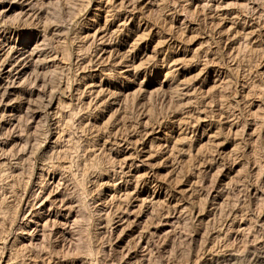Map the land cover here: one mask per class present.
Masks as SVG:
<instances>
[{
    "label": "rangeland",
    "instance_id": "obj_1",
    "mask_svg": "<svg viewBox=\"0 0 264 264\" xmlns=\"http://www.w3.org/2000/svg\"><path fill=\"white\" fill-rule=\"evenodd\" d=\"M2 194L0 264H264V0H0Z\"/></svg>",
    "mask_w": 264,
    "mask_h": 264
},
{
    "label": "bare ground",
    "instance_id": "obj_2",
    "mask_svg": "<svg viewBox=\"0 0 264 264\" xmlns=\"http://www.w3.org/2000/svg\"><path fill=\"white\" fill-rule=\"evenodd\" d=\"M27 48H28V47H27ZM27 51H28V50H24L25 53H27ZM23 54H24V53H21L20 56L23 55ZM26 58H29V59L31 60V59L33 58V55H32L31 53L28 52L27 55L24 57V59H26ZM175 91H176V90H175ZM20 177L22 178V176H20ZM17 178H18V177H17ZM17 180H18V179H17ZM18 182H19V181H18ZM12 191H15L14 188H13ZM19 192H20V191H19ZM11 193H12V192H11ZM9 194H10V192H9ZM12 195H13V197H15V195H17V192H16V191L13 192ZM18 195H19V194H18ZM0 196H1V197H0V220L2 219V220L5 221L6 218H9V219H10V216H12V213H10V210H11L10 208H11L12 205H11V206H8V205H6V204H8V203L5 204V200H6V199H5V197H6L5 195L2 194V195H0ZM7 197H8V196H7ZM13 197H12V198H13ZM15 198H17V199L19 200L18 197H15ZM7 199H8V198H7ZM8 200H9V199H8ZM10 202H11V201H10ZM11 203H12V202H11ZM79 203H80V201H79ZM12 204H13V206H14V203H12ZM26 204H28V202H27ZM16 206H17V204H16ZM21 206H22V205H21ZM12 209H13V208H12ZM20 210H21V209H20ZM13 211H14V210H13ZM13 211H12V212H13ZM23 212H24V211H23ZM19 213H20V212H19ZM79 213H80V212H79ZM16 214H17V212H16ZM18 215H19V214H18ZM41 215H42V214H41ZM39 216H40V214H34V215H31V217H30V219H29V222H30V223H37V222H35V221H36V219L39 218ZM78 216H79V215H78ZM78 216H77V218H79ZM16 217H17V216H16ZM82 217H83V216H82ZM17 218H18V217H17ZM9 219H8V220H9ZM81 219H82V218H81ZM89 219H90V218H89ZM8 220H7V223H8ZM13 220H14V219L12 218V221H13ZM15 220H16V219H15ZM27 220H28V219H27ZM77 220H78V219H77ZM9 221H10V220H9ZM1 222H2V221H1ZM29 222H27V224H28ZM47 222H48V220L46 219V221L41 225V226H42V229H43V232H42V229H41L40 232H42V233L40 234L39 237H41L43 243H44V241H43V237H45V236H44V229H45V227L47 226ZM12 223H13V222H12ZM12 223H11V224H12ZM78 223H80V222H78ZM78 223H77V224L75 223V225H79ZM81 223H82V222H81ZM81 223H80V224H81ZM165 225H166V224H165ZM1 226H2V224H1ZM79 226H81V225H79ZM4 227L6 228V226H4ZM78 229H79V228H78ZM4 230H6V229H4ZM76 230H77V229H76ZM4 233H5V232H4ZM80 233H81V232H80ZM80 233L77 234L79 237H80ZM0 238H1V237H0ZM35 240H36V238H35ZM77 240H78V239H77ZM79 240H80V239H79ZM31 242H32V241H31ZM38 243L40 244V242H38ZM43 243H42V244H43ZM36 244H37V242H36ZM39 244H38V246H40ZM42 244H41V245H42ZM78 244H79V243H78ZM22 245H23V244H22ZM80 245H81V244H80ZM16 246H17V244H16ZM25 246H26V245H25ZM25 246L23 245V247H25ZM34 246H35V241H34ZM36 246H37V245H36ZM43 246H44V244H43ZM11 247H12V246H11ZM14 247H15V246H14ZM19 247H22V246H19ZM23 247H22V248H23ZM40 247H41V246H40ZM12 248H13V247H12ZM22 248H21V249H22ZM37 248L39 249V247H37ZM46 248H48V247H46ZM78 248H79V247H78ZM17 249H18V246H17ZM25 249H26V247H25ZM76 249H77V248H76ZM18 250H19V249H18ZM21 251H22V250H21ZM21 251H20V252H21ZM47 251H48V250H47ZM15 252L17 253V250H16ZM18 252H19V251H18ZM23 252H24V251H23ZM16 253H15V254H16ZM17 254H18V253H17ZM11 255H12V254H11ZM19 255H21V254H19ZM15 256H16V255H15ZM15 256H14V257H15ZM10 258H11V257H10ZM18 258H19V257H18ZM231 261H232V260H231ZM20 263H22V262H20Z\"/></svg>",
    "mask_w": 264,
    "mask_h": 264
}]
</instances>
